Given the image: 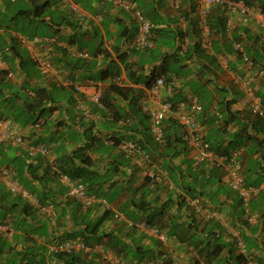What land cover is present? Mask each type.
<instances>
[{
  "label": "crops",
  "instance_id": "0c3cea01",
  "mask_svg": "<svg viewBox=\"0 0 264 264\" xmlns=\"http://www.w3.org/2000/svg\"><path fill=\"white\" fill-rule=\"evenodd\" d=\"M34 1L37 4L48 1L41 16L25 14V10L33 8V0H0V57L4 62L0 67V117L10 118L12 128L25 137L23 144L0 146V165L14 168L16 180L26 189L30 185L41 191L46 185L48 189L53 188L55 195V202L37 211L34 219H27L28 231L33 232L42 219H54L51 222L55 224V236L75 231V221L88 213V218H94L109 206L116 216L105 226L121 225L125 230L122 235L128 232L126 242L150 247L160 260L176 264H195L198 260L199 264H205L196 250L202 246L200 241L208 227L214 226L220 237L234 247L232 255L226 249L220 255L229 264H238L234 259L236 254H241L244 260L239 264H264V157L258 153L251 157L246 153L240 155L247 185L258 189L248 206H244L237 192L225 181L223 168L196 162L187 143L176 141L181 138V128L176 122L164 121V133L173 140L171 150L176 155L171 160L166 157L170 164L177 166L172 170L174 177L169 178L168 173L162 175L165 169L161 168L157 144L142 137L144 128L150 126L143 105H155L149 97V87L153 79L162 77V100L176 102L190 95L200 100L199 120L206 121V135H213L210 139L219 140L245 125L249 134L258 141L264 140V125L255 121L257 117L249 107L250 93L264 100V76L260 69L264 66V50L258 43L261 33L258 19L259 13L264 15L260 7L264 6V0H233L248 6L250 14L230 13L225 6L213 5L204 17L194 0H141L146 10L138 5V0H128L155 24L154 47L147 50L137 49L133 44L138 26L133 13L109 1L70 0L79 7L76 12L61 4V0ZM228 16L233 19L229 29ZM155 49L158 52L153 55ZM124 52L128 54V67L117 59L118 53ZM142 53L153 56L151 63L140 62ZM36 56H44L51 63L47 74L40 72L34 61ZM115 74L125 77L119 86L131 88L125 98L108 90ZM141 74H144L142 78ZM150 78L153 79L148 86L146 82ZM66 79L101 83L111 103L96 106L75 93L72 86L65 85ZM38 88L45 89L48 97L38 101L35 96ZM59 91L62 93L58 94ZM79 99L88 105L91 117L83 115L78 107ZM126 120H130L134 135L141 137L142 145H147L145 149L151 153L146 169L136 167L125 156L118 158L122 153L118 146L110 150L113 141L107 138L127 140L131 135L123 132ZM212 120L215 121L209 123ZM252 121L256 122L255 128ZM35 122L41 123L36 130L32 128ZM37 142L49 145L54 162L90 142L88 153L93 168L103 173L109 166L119 165L122 175L118 178L124 189L110 204L96 197L91 206L79 203L81 207L76 210L65 201L68 198L64 195L65 184L58 176L54 180L46 174L44 165L51 168L49 159L40 153L27 156L26 145ZM227 144L225 139L222 145ZM188 167L200 175L197 178L195 174L189 175ZM150 172L159 173L160 177L152 179L147 175ZM146 176L150 182H146ZM155 185L159 187L147 197L154 203L148 204L145 210L137 209L134 202L141 199L144 190L152 191ZM187 185L193 186L196 193L203 188L202 195L191 197L186 192ZM5 194L10 192L0 177V220H4ZM32 195L35 201L29 203L36 206L37 197L35 193ZM167 199H171L170 206L162 208ZM158 204L160 212L159 217L155 216V223H159L156 228L165 234V240L140 227L144 218L150 217V213L153 215V208L158 212ZM17 215L16 211L12 212V219L8 217L5 221L12 224ZM132 226L135 229L131 230ZM30 231L28 234H32ZM17 234L16 238H9L14 253L35 240L45 244L35 234ZM47 246L49 258H45V263H57L51 261L52 253ZM7 256V252H0V264H11Z\"/></svg>",
  "mask_w": 264,
  "mask_h": 264
},
{
  "label": "trees",
  "instance_id": "16d2710c",
  "mask_svg": "<svg viewBox=\"0 0 264 264\" xmlns=\"http://www.w3.org/2000/svg\"><path fill=\"white\" fill-rule=\"evenodd\" d=\"M38 2H35L33 0V8L25 10V14H32L35 16H41L43 14L44 9L47 7L48 1H45L44 3L37 4ZM261 10L264 11L263 4L260 5ZM40 10V11H38ZM151 20V19H150ZM260 37V34H259ZM259 39V38H258ZM261 47V46H260ZM136 48V47H135ZM264 50V48H262ZM128 54L126 52L124 53H118L117 59L125 65V67H128V63L126 62ZM261 71H263L264 76V66L260 68ZM119 70L117 71V73ZM4 73V72H3ZM131 73V71H130ZM130 73H127L126 76L129 77ZM116 75V74H115ZM150 76V75H149ZM148 76V77H149ZM158 78V77H156ZM155 78V79H156ZM153 78H150L149 81L146 82V85H150ZM153 79V80H155ZM108 90L116 93L117 95L125 98L127 93L131 91V88H125L118 85L110 84L108 86ZM35 96L40 99H44L48 97V94L46 93V90L43 88H38L35 91ZM132 101V100H131ZM262 104L264 105V100H262ZM102 102L106 105L110 104V100H108L105 93L102 94ZM223 111V110H222ZM147 117V116H146ZM130 121V120H129ZM126 120L124 122L123 132L127 134H131L130 136H127V140H131L133 142H137L142 146V148L145 149L147 145H142L143 141L141 140V137L134 135L135 130L130 126L131 122ZM174 121V120H172ZM215 120L210 121L209 123H212ZM217 121V119H216ZM225 123H227V119L224 118ZM260 125H264V122L257 118L255 120ZM252 121V127H256V122ZM175 122V121H174ZM201 122V121H200ZM202 125L205 127V132L207 129L206 121L201 122ZM217 124V123H216ZM145 133L142 137H146L148 140L153 141V138L151 134L149 133V127H145ZM165 134V133H164ZM213 135H206L205 133V140L209 142L210 148L218 155H231L232 151L242 148L243 152L240 153V155L243 153H246L250 157L254 153L261 154L262 157H264V140L257 139L256 136L253 134H249L247 129L245 128V125L243 127H240L233 133L226 135L224 137H220L219 140L215 137L212 138ZM178 137V136H177ZM108 140L113 141V144L111 146L110 150H114L116 146H118L121 142L126 141L123 137L119 138H107ZM227 139L228 144L226 146H223L222 143ZM166 143L163 145V147H160L157 143V148H159L158 157L161 159V168L165 169L168 172V175L170 174V177L173 176V169L177 166H174L173 164H170L169 161L173 159L176 155L172 154V141L168 136L165 135ZM176 141L178 143H183L184 140H182L180 137L176 138ZM91 143L87 142L85 146H77V148H74L70 153H67L60 158L56 162H54L56 168L58 169V172L66 174L69 178H71L74 181H77L79 183H82L88 194L94 195L98 198H103V200L106 203L113 202L115 198L117 197L121 190L124 189V186H120L121 180L118 178L122 175V170L118 166H109V168H106L105 172L100 173L97 170L93 168V162L91 160V156L88 153V150L91 147ZM262 145V146H261ZM146 150V149H145ZM147 151V150H146ZM111 152V151H110ZM149 152V151H148ZM150 157L151 153L149 152ZM178 154V152H177ZM239 155V160L241 162ZM124 158V154L121 153V155L118 158ZM168 157L170 160L168 161L166 159ZM152 159V158H151ZM166 161L164 162V160ZM171 162V161H170ZM206 163V162H204ZM209 164V163H206ZM242 164V162H241ZM51 165V164H50ZM6 167H11L10 165L5 164ZM215 166V165H212ZM50 166L46 164L44 165V169H46V174L49 176H52V179H56L58 176V172H52ZM137 167V166H136ZM219 167V166H217ZM249 167V166H248ZM264 168V166H263ZM43 169L42 173H45V170ZM188 173L192 176V174H195V171H192L191 167H188ZM13 172L16 175V170L13 168ZM241 173L244 177L245 184L246 183V175L244 173V168L242 166ZM35 176V174H33ZM200 173H196L194 178H197ZM43 177V176H42ZM146 182H150V178L148 176L145 177ZM22 183L25 186H28L23 180V178H20ZM33 186H28L30 192L35 193V196L37 197L38 204L31 205L30 201H28L25 198H22L18 195L9 194L3 196V203L5 212L3 214L4 220H9L8 217L11 218L12 212H17V216L12 220V227L14 228V232L10 237H3L0 235V252H7L8 256L7 259L11 264H20L22 261H24V264H48L45 263V258H49L48 253V246L52 244L55 241H64V240H78L81 242V244L84 245L85 250H79V251H72L71 253L66 252H59V253H53L50 248L49 252L51 254V261L57 262L53 264H107L106 259L104 258V252L110 251L114 254H117V256L124 258L128 261L138 262L144 259L147 260H153L157 264H176L173 263L171 260H160L159 255L155 254L152 249L148 246H143L139 244L138 242L134 244H129L125 241V236L128 235V232H126L124 235L122 233L125 231L121 225H115L114 227H108L105 226L106 222L113 220L116 216L114 210L111 207L104 208L103 212L94 218H88L89 213L82 217L80 220H76L74 223L77 226L75 231H69L65 232L61 235H54L55 228L51 221L48 219H42L43 222H40V224L33 228L32 234H35L37 237L41 238L45 244H39L35 240L33 244L27 247H22L21 250L17 252H13V247L10 244L9 238H16L21 233H25V235H32L28 234L27 229V219H34V214L39 211L41 208L49 205L52 203V201L55 202V195L54 190L46 188V185L43 186L44 190H37L36 188L33 189ZM158 185H155L151 189L144 190L142 192L141 199L134 202V205H137V209L145 210L147 205L153 204L154 201H149L147 199L149 194L155 193V189L158 188ZM117 189L118 192H117ZM190 194L191 197H200L203 193V188L200 189L198 193H196V190L191 185H187L186 192ZM115 192H117L115 194ZM135 192V191H134ZM151 192V193H150ZM66 193V202L67 204L74 205L75 209H80L81 205L79 204L78 200H76L73 197H70L67 195V190H65L64 195ZM115 194V196H114ZM111 195V196H110ZM188 195V194H187ZM72 198V199H69ZM74 199V200H73ZM30 202V203H29ZM61 202V201H60ZM183 200L179 201V203H182ZM171 204V199H167L163 204L162 208L168 207ZM20 205L19 209H16ZM158 212L156 213L155 208L152 209L153 215L150 213V217H146L144 219L145 223L149 224L150 226H160L159 223H155V216L160 212V207L158 204ZM88 209V208H87ZM76 212V211H75ZM77 213V212H76ZM14 216V214H13ZM79 217V216H78ZM12 219V218H11ZM50 226V228H49ZM135 229L134 226H132L133 230ZM159 229V227L157 228ZM17 232V233H16ZM134 233V232H133ZM132 233V234H133ZM206 236L201 239L200 244L201 247L198 248L196 252L200 254L203 257V260L205 261V264H229L228 260L225 258H222L220 255L222 252L226 249L229 251L230 255H232L234 251V247L230 245L228 242H226L224 239L220 237L218 232L213 227H208V230L205 234ZM33 236V235H32ZM123 238V240H122ZM100 246V249L98 248ZM92 249V250H90ZM49 254V253H48ZM234 259L237 260L238 264L243 262V258L241 254L234 255ZM195 264H199L198 260L195 261Z\"/></svg>",
  "mask_w": 264,
  "mask_h": 264
},
{
  "label": "built area",
  "instance_id": "2783aa9c",
  "mask_svg": "<svg viewBox=\"0 0 264 264\" xmlns=\"http://www.w3.org/2000/svg\"><path fill=\"white\" fill-rule=\"evenodd\" d=\"M111 2L113 5L125 10L132 12L138 22L137 31L134 36L133 44L137 49H151L154 47L152 38V30L155 24L146 18L141 9L134 6L128 0H106ZM200 13L204 16L208 13L210 6H225L230 13L235 11L241 14H250L251 10L241 1L233 0H194ZM61 4H66L69 9L73 12L78 11L79 7L77 4L70 0H61ZM227 29L232 25V18L227 17ZM259 27L261 28V34L259 37V45L264 48V15L259 13ZM34 61L37 64L42 74H47L51 69V63L44 56L34 57ZM4 62L0 57V67H3ZM123 81V78L119 75L112 77L111 82L119 84ZM67 86H72L73 90L77 94H81L83 98L89 100L91 103L98 107H102L103 103L101 100L102 96V84L86 79L85 81H74L66 79L63 82ZM164 86V79L162 77L156 78L151 86L149 87V97L152 102L155 103L153 106L143 105V110L150 120V133L154 141L163 146L165 143L164 137V121L174 120L181 128V137L187 143L188 149L191 152L193 160L196 162H206L215 166L223 168L226 173L224 179L227 182L230 189L237 192L244 206H248L251 198L258 193V189L255 186H249L245 184L244 177L241 173L242 164L239 160V155L243 152L242 148H238L232 151L231 155H218L216 154L209 145V142L205 140V127L199 120L198 114L202 110L200 100L195 95L186 96L176 102L169 100H162L161 89ZM250 93V92H249ZM251 94L249 107L250 111L257 118L264 122V105L261 99ZM78 107L83 115L91 117L92 112L88 105L82 100H78ZM41 126L40 122L32 124L34 130ZM25 141L24 135L12 128L11 119L7 117H0V146L3 144H23ZM120 151L125 157L132 159V162L138 166H145L150 161L149 153L142 148L137 142L126 140L118 145ZM50 147L46 143H31L26 145V153L29 157L34 156L37 153L47 157L51 164V172H58L54 161L50 155ZM153 176V174H152ZM0 177L5 182L9 192L13 195H19L22 198L27 199L30 202H34L35 198L32 193L20 184L11 170L6 166H0ZM58 177L61 182L67 187V195L79 200L83 205H90L93 203V197L89 196L85 190L83 184L71 180L66 174L58 172ZM158 178V176H156ZM156 178V179H157ZM143 230H150L147 224L141 226ZM154 234H158L156 229L150 230ZM14 232L12 224L8 221L0 220V235L3 237H10ZM158 236L164 239V235L158 234ZM83 244L79 241H55L50 244L49 248L52 252L60 251H72L82 248ZM100 249V246H98ZM104 258L109 262L116 264H156L153 260H145L141 262L123 261L117 258L114 253L110 251L104 252ZM253 264H261L255 262Z\"/></svg>",
  "mask_w": 264,
  "mask_h": 264
},
{
  "label": "clouds",
  "instance_id": "9594fccd",
  "mask_svg": "<svg viewBox=\"0 0 264 264\" xmlns=\"http://www.w3.org/2000/svg\"><path fill=\"white\" fill-rule=\"evenodd\" d=\"M261 34V33H260ZM258 41H259V39H258ZM260 46V45H259ZM263 48V47H262ZM117 75H119V74H116V75H114V76H117ZM113 76V77H114ZM119 76H121V75H119ZM122 78H123V81L125 80V77L124 76H121ZM112 79V78H111ZM111 79H110V82H111ZM123 81L121 82V83H119V84H114V83H112L111 82V84H114V85H121L122 83H123ZM153 83V82H152ZM102 93H103V90H102ZM101 100H102V96H101ZM103 103V102H102ZM104 105V104H103ZM103 107V106H102ZM147 116V115H146ZM255 116V115H254ZM148 117V116H147ZM149 118V117H148ZM150 121V120H149ZM166 121V120H165ZM163 130H164V127H163ZM149 133H150V126H149ZM206 133V132H205ZM151 134V133H150ZM164 137H165V134H164ZM153 138V137H152ZM182 138V137H181ZM24 139H25V137H24ZM154 140V139H153ZM155 142V141H154ZM156 143V142H155ZM165 143H166V141H165ZM164 143V144H165ZM159 145V144H158ZM160 146V145H159ZM160 147H163V146H160ZM122 152V151H121ZM148 152V151H147ZM149 153V152H148ZM27 154V153H26ZM150 155V154H149ZM28 156V155H27ZM128 158V157H127ZM150 161H151V157H150ZM149 161V162H150ZM135 164V163H134ZM150 165V163H147L145 166H143V167H141V166H138V165H136L137 167H139V168H144V169H146L147 168V166H149ZM0 166H5V165H0ZM9 168H11V170H12V172H13V168L12 167H9ZM52 173V172H51ZM167 171L165 170V171H162V175H167ZM13 174H14V172H13ZM152 174H153V176H152ZM147 175L150 177V178H152V179H156L157 177L156 176H158V178L160 177L159 176V173H157V174H155L154 172H150L149 174L147 173ZM14 177H15V174H14ZM157 178V179H158ZM71 179V178H70ZM72 180V179H71ZM74 181V180H73ZM77 182V181H76ZM82 184V183H81ZM85 187V186H84ZM85 190H86V188H85ZM87 192V191H86ZM88 194V193H87ZM89 196H92L93 197V203L95 202V199H96V197L94 196V195H91V194H88ZM77 200V199H76ZM78 202L82 205V206H84V207H89V206H91L92 204H90V205H83L79 200H78ZM10 223V222H9ZM11 224V223H10ZM143 224H147V223H145V222H142V224L140 225V227L143 225ZM148 225V224H147ZM149 226V225H148ZM150 227V230H152L153 228L151 227V226H149ZM14 229V228H13ZM157 231H158V234H162V235H164V239H162V238H160L159 236H158V234H155L156 236H157V238L158 239H160V240H165V234L164 233H162V232H159V229H157V228H155ZM143 230V229H142ZM153 233V232H152ZM154 234V233H153ZM71 241H74V240H71ZM75 241H78V240H75ZM80 242V241H79ZM79 250H85L84 249V245L82 246V248H79V249H77V250H72V251H79ZM90 250H92V249H90ZM72 251H62V252H66V253H71ZM61 252V251H60ZM53 253H59V252H53ZM117 258H119V259H121V260H123V261H128V260H125L124 258H122V257H119V256H117V254H114ZM145 260H147V259H144V260H141V261H145ZM152 260V259H151ZM141 261H138V262H141ZM106 262H108L107 264H116V263H112V262H109L108 260H106ZM133 262V261H132ZM156 263V262H155ZM157 264V263H156Z\"/></svg>",
  "mask_w": 264,
  "mask_h": 264
},
{
  "label": "rangeland",
  "instance_id": "374dc122",
  "mask_svg": "<svg viewBox=\"0 0 264 264\" xmlns=\"http://www.w3.org/2000/svg\"><path fill=\"white\" fill-rule=\"evenodd\" d=\"M142 1H144V0H142ZM142 1H141V0H138L137 3H138L139 6H143L144 9L146 10L145 2H142ZM144 9H143V10H144ZM157 52H158V50L155 49V50H153L152 54L154 55V54H156ZM146 55H147L146 53H142V54H141V56H142V57H141V61H140L141 63H142V62H145V61H146L147 63H151V61L153 60V56H152V55L149 56V57H147ZM143 75H144V74H141V78L143 77ZM61 93H62V92L59 91L58 94H61ZM47 140H48V139H45V141H47ZM118 190H119V189H117V192H118ZM117 192H115V194H116ZM115 194H114V196H115ZM122 209H124V208H122Z\"/></svg>",
  "mask_w": 264,
  "mask_h": 264
}]
</instances>
